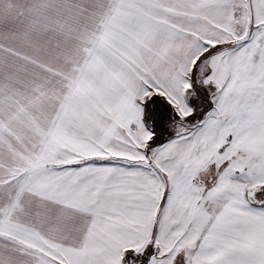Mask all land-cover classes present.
<instances>
[{"label":"snow or ice","instance_id":"1","mask_svg":"<svg viewBox=\"0 0 264 264\" xmlns=\"http://www.w3.org/2000/svg\"><path fill=\"white\" fill-rule=\"evenodd\" d=\"M0 264H264V0H0Z\"/></svg>","mask_w":264,"mask_h":264}]
</instances>
